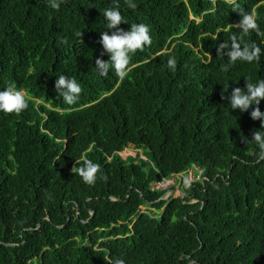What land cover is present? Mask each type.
I'll return each mask as SVG.
<instances>
[{"label":"trees","instance_id":"16d2710c","mask_svg":"<svg viewBox=\"0 0 264 264\" xmlns=\"http://www.w3.org/2000/svg\"><path fill=\"white\" fill-rule=\"evenodd\" d=\"M134 2L68 0L57 11L0 0V89L29 97L21 113H0V264H264L260 121L227 100L264 79V54L224 73L217 51L233 37L264 49V0ZM114 6L128 22L119 27L144 23L152 38L123 81L95 67L109 59L99 40ZM237 10L259 31L242 33ZM61 74L82 87L72 106L54 90ZM129 145L145 158H122ZM81 157L100 166L94 184L72 172ZM190 170L184 197L151 188Z\"/></svg>","mask_w":264,"mask_h":264},{"label":"clouds","instance_id":"9594fccd","mask_svg":"<svg viewBox=\"0 0 264 264\" xmlns=\"http://www.w3.org/2000/svg\"><path fill=\"white\" fill-rule=\"evenodd\" d=\"M47 2L53 10L58 11L62 5L67 4L68 0H47ZM126 4L130 9L137 8L134 0H126ZM237 12L240 15V20L235 25L242 33L248 34L259 31L257 19L253 14L243 10H237ZM103 19L105 21L104 27L109 31L100 34L101 57L107 54L109 59L105 61L98 57L95 61V67L100 76L107 77L109 70H111L117 78L123 81L129 75L131 57L138 50L142 51L146 46L151 45L150 29L144 23L130 24L127 30L119 27L122 22H128L122 16L118 6L105 9ZM78 35L81 38V32ZM217 51L227 57V62L220 66V70L224 73L229 72L237 61L252 63L258 61L264 54V49L255 43L241 47L240 42L235 37L228 43L222 42L218 45ZM176 64V58L170 56L167 60L168 70L174 72ZM227 88L228 85L225 90ZM54 90L66 105L72 106L78 102L82 87L75 77L61 74L56 76ZM262 99H264V79L255 83L246 82L243 89L234 87L227 95L229 109H238L242 113L251 107V119L260 121V127L252 133L251 141L259 149V158L264 160V112L259 108ZM28 106L29 97L16 85L8 83L5 88L0 89V113L19 114ZM242 140L245 143L248 141L244 137ZM75 165L79 166H73L72 172L74 174L79 175L86 184L95 183L96 173L100 169L98 164L93 163L87 157H81L79 161H75ZM118 264H122V262H118Z\"/></svg>","mask_w":264,"mask_h":264},{"label":"rangeland","instance_id":"374dc122","mask_svg":"<svg viewBox=\"0 0 264 264\" xmlns=\"http://www.w3.org/2000/svg\"><path fill=\"white\" fill-rule=\"evenodd\" d=\"M137 154L138 157H141V158H145L144 155H146V151H144L143 149H137L135 148V146L133 145H129L128 147H126L123 151L119 152V155L122 157V158H126L128 156H135ZM195 167V165H194ZM193 170H190V172L188 173H181L178 175V177H175L173 178V182L168 186V187H165V189H168V190H175L173 192V195L174 197L177 196L178 192H177V188L181 185V180L183 178H186V181L187 184H189V182L191 181V179L193 178ZM198 179V177H197ZM161 185L163 186V183L161 182ZM144 209V208H143Z\"/></svg>","mask_w":264,"mask_h":264},{"label":"built area","instance_id":"2783aa9c","mask_svg":"<svg viewBox=\"0 0 264 264\" xmlns=\"http://www.w3.org/2000/svg\"><path fill=\"white\" fill-rule=\"evenodd\" d=\"M197 168V167H196ZM175 177H178V174H175ZM174 177V178H175ZM194 178V177H193ZM193 178L191 179V181L193 180ZM190 181V182H191ZM161 182L163 183V186L161 185ZM173 182V178H169V179H164L162 178L161 180H157L155 181L154 183L151 184V188H160V189H163L165 187H168L171 183ZM188 181H186V185H189L187 184ZM169 184V185H168ZM168 185V186H167Z\"/></svg>","mask_w":264,"mask_h":264},{"label":"water","instance_id":"95a60500","mask_svg":"<svg viewBox=\"0 0 264 264\" xmlns=\"http://www.w3.org/2000/svg\"><path fill=\"white\" fill-rule=\"evenodd\" d=\"M176 190L178 192L177 196L184 197V193L180 187H178ZM174 191L175 190H170V191L166 192L161 198H168L171 194H173ZM91 214H93V212H91Z\"/></svg>","mask_w":264,"mask_h":264}]
</instances>
